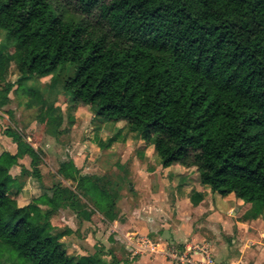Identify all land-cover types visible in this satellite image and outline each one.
<instances>
[{
	"label": "trees",
	"instance_id": "obj_1",
	"mask_svg": "<svg viewBox=\"0 0 264 264\" xmlns=\"http://www.w3.org/2000/svg\"><path fill=\"white\" fill-rule=\"evenodd\" d=\"M0 34V106L11 63L19 84L69 73L59 83L75 105L124 122L162 167L195 168L212 193L250 203L252 217L264 211V0H0ZM27 93L39 104L38 90ZM3 134L16 151L0 152V264H118L112 251L108 263L68 255L59 238L69 229L50 219L70 208L111 220L116 191L67 159L56 173L75 190L55 183L19 204L10 169L29 156L20 173L40 179L42 151ZM201 199L192 192L194 205Z\"/></svg>",
	"mask_w": 264,
	"mask_h": 264
},
{
	"label": "rangeland",
	"instance_id": "obj_2",
	"mask_svg": "<svg viewBox=\"0 0 264 264\" xmlns=\"http://www.w3.org/2000/svg\"><path fill=\"white\" fill-rule=\"evenodd\" d=\"M68 74L69 73L64 72L59 76L53 74L34 76L24 81L22 84H19L16 81L18 73L14 67V63L10 64L6 74V81L4 82L13 84V88L8 94V102L0 106V152L3 150L10 151L12 145L16 146L11 137L3 134V129L8 128L22 135L25 141L31 144L35 149L41 150L42 154H40L41 160L38 165L41 178L37 179L27 174L20 173L22 166L30 170L32 168L30 157L24 156L19 159V164L10 169V173L15 178V181L8 194L15 193L17 188L21 186L22 189L16 199L19 204H27L33 197L38 196L42 192L43 187H49L55 183H61L62 186L68 187L71 190L74 189L70 181L63 180L56 175V163L59 164L61 160H67L70 156H81L80 159L85 162L89 160V158L93 160V162L95 160L94 165H92L93 169H87L91 171V173L88 174L95 175L100 179L103 185L116 191L115 211H117V214L119 210L124 212L125 206L128 205L129 201L135 203L140 197L134 189L139 183L137 178L138 174H140V172L142 174V172L149 171L150 167L154 168L157 164L160 169L159 160L155 157L156 155H154L152 145H144V142L139 141L140 139L138 136L135 133H131L124 122L114 123L107 121L100 116H96L93 111L86 106H76L71 96L65 92L59 83V81L64 79ZM30 88L38 90L41 96L39 104L27 105L31 100V96L27 93V90ZM49 117L54 118L53 121L62 119V122L55 128L50 127L46 124V120L49 119ZM110 138L113 140L108 143ZM102 153H106L108 157L104 158ZM145 154L147 158H143ZM90 166L91 165H88L87 168ZM160 173L159 171V174ZM166 174L168 175H164L165 181L163 183L161 180L162 177L160 178L162 174L158 175L157 178H153L151 182V184L154 185L153 189L155 191L158 187L165 185V188L161 190L164 193L163 199L166 201L165 204L170 205L175 199L174 191L177 190V194L179 196L182 195L181 191L184 184L192 188L190 190L191 193L189 192L190 196L192 192H196L195 188L200 189L201 187L198 173L195 168L173 166L169 171H166ZM147 183L148 181L145 183L146 187L148 186ZM141 185L143 184L141 183ZM146 195L148 194L143 195L145 201L148 199ZM78 199L91 210L93 209L91 204L87 202L86 198L81 194ZM61 211H64V213L61 214ZM93 214L95 215L93 219L95 227L99 229L98 236L102 237L104 234H107L111 237L114 253H117L118 244L113 234H117L118 236L125 234L124 228L115 224V226L109 227L108 234L104 230L102 231L100 225L96 224L100 222V220L102 221L99 216L102 214L98 213V211H93L91 215ZM61 216H64L65 219L72 224L75 228L74 232L64 222H62L63 225L61 226L58 224V222H61ZM116 217L115 213L114 218ZM50 219L57 227L56 232L59 233L66 228L69 229L67 234L59 238L65 246L68 255H91L97 252L96 249L98 246H96V244H100L101 237H96V231H93L95 238L91 237L92 235H89L91 233L89 229H93V227L90 228L89 226L86 227L85 225L79 224L81 220L72 209L61 208L56 213L51 214ZM113 219L107 220L113 221ZM115 220L118 221V218ZM197 228L198 224L196 222L193 231L199 234ZM134 231L128 230L129 233L126 236V244L131 249V254L135 255L134 250L138 246V243H140L139 247L142 245V248H140L138 252L143 248H146L144 250H147V252H155L156 250L164 254L168 259L179 261V259L170 256L171 251L166 252L167 245L155 249L152 246V242L144 238L148 235H144V239L140 242V233H132ZM154 232L155 231L151 230L153 235ZM203 243L204 242H200L199 239H196V241L192 243V247L197 251L199 248L203 247L207 250L206 244ZM74 245H79L87 254L79 253ZM94 249L96 250L95 252H93ZM108 250H110V248H108ZM174 250L179 252L177 249ZM181 255V257L184 256L182 253Z\"/></svg>",
	"mask_w": 264,
	"mask_h": 264
},
{
	"label": "crops",
	"instance_id": "obj_3",
	"mask_svg": "<svg viewBox=\"0 0 264 264\" xmlns=\"http://www.w3.org/2000/svg\"><path fill=\"white\" fill-rule=\"evenodd\" d=\"M10 151L14 153L16 146L12 145ZM106 153H102L104 158L108 157ZM80 158L81 156H70L68 159L74 162L82 174L91 173L87 169L92 168L95 160L93 162L89 158L85 162ZM143 158H147L146 154L143 155ZM56 164L57 169L59 164ZM88 165L91 166L87 168ZM161 167L160 164L159 169L157 164L154 168L150 167L149 171L138 174L139 183L134 189L140 197L135 203L129 201L128 205L125 206L124 212L119 210L117 214V211H115L118 221L115 220L116 218L113 221L107 220L98 214L102 221L100 220L96 224L100 225L102 231L104 230L109 234V227H113L115 224L122 226L125 230V234H121V236L113 234L118 244L117 253H114L111 237L107 234H104L102 237L98 236L99 229L95 227L93 221L94 214L91 215L89 220L80 221L81 223L79 224L86 227L89 226L90 228L93 227V229H89L91 237L95 238L93 231L97 232L96 237H101L100 244H96L98 246L96 250L106 263L110 262V253L108 251H112L120 257L118 264H181L178 261L168 259L164 254L156 250L155 252L149 250L147 252V250H144L146 248H143L138 252L142 248V245L139 247L140 243H138V246L134 250L135 255L131 254V249L126 244V236L129 233L128 230H136L132 233H140V242L146 238L152 242V246L155 249L167 245L166 252L177 249L193 260L201 257V253L192 247V243L196 239H199L200 242L206 244L207 251L216 261L228 262L229 264H264V211L256 217H252L250 215V203H245L234 195L218 196L212 193L207 186H201L200 189L195 188V191L200 192L202 195V199L198 204L194 205L189 197V192L192 188L187 184H184L182 187V195L179 196L177 190L174 191L175 199L170 205L165 204L166 201L163 199L164 193L161 191L165 188V185L158 187L155 191L153 189L154 185L151 184L152 179L157 178L161 174L162 183L165 181L164 175H168L166 171H169L171 168ZM159 171L161 172L160 174ZM147 181L148 186L146 187L145 183ZM144 194H148L146 195L147 201L144 200ZM60 213L62 214L64 211ZM60 219L61 222H58L60 226L64 222L73 232L75 231V228L64 216H61ZM196 222L199 234L193 231ZM150 229L155 231L154 235ZM144 235H148L149 237H144ZM74 246L78 249L79 253L87 254L79 245ZM96 250L94 249L93 252ZM189 264H193V262Z\"/></svg>",
	"mask_w": 264,
	"mask_h": 264
},
{
	"label": "built area",
	"instance_id": "obj_4",
	"mask_svg": "<svg viewBox=\"0 0 264 264\" xmlns=\"http://www.w3.org/2000/svg\"><path fill=\"white\" fill-rule=\"evenodd\" d=\"M194 249V248H193ZM195 250V249H194ZM197 251V250H196ZM197 252L201 253V257L199 259L193 260L191 257L184 255L181 257V253L177 251H171L170 256L179 259V263L185 264V263H192L193 264H229L228 262H223V261H216L213 256L203 247L199 248Z\"/></svg>",
	"mask_w": 264,
	"mask_h": 264
}]
</instances>
